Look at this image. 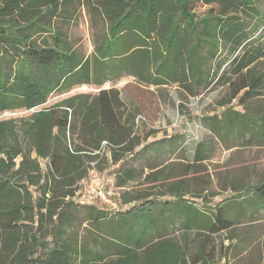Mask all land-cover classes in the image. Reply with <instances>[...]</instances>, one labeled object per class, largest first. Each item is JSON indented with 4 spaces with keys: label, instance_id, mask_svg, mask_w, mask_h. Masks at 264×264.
<instances>
[{
    "label": "trees",
    "instance_id": "trees-1",
    "mask_svg": "<svg viewBox=\"0 0 264 264\" xmlns=\"http://www.w3.org/2000/svg\"><path fill=\"white\" fill-rule=\"evenodd\" d=\"M81 10L106 25L94 58L61 29ZM116 68L145 85L177 84L184 97L225 87L217 104L237 99L246 109L264 97V0H0V114L28 111L0 119V264L218 261L214 236L233 221L221 205L208 211L186 199L197 195L185 179L165 185L164 173L150 181L156 185L126 188L151 174L139 181L135 167L120 168L116 208L74 199L92 162L100 169L151 146L143 139L155 131L137 133L138 109L117 89L46 104L54 93L101 85ZM227 109L235 113L228 126L236 118L253 123L246 137L264 145V112ZM244 190L264 201V179ZM176 224L180 236L166 232Z\"/></svg>",
    "mask_w": 264,
    "mask_h": 264
},
{
    "label": "rangeland",
    "instance_id": "rangeland-1",
    "mask_svg": "<svg viewBox=\"0 0 264 264\" xmlns=\"http://www.w3.org/2000/svg\"><path fill=\"white\" fill-rule=\"evenodd\" d=\"M77 15L61 29L78 52L94 58V43L106 25L100 20H91L84 10ZM103 77L105 81L101 85L83 84L65 94L54 93L46 104L78 93L93 97L100 89L114 88L119 90L120 97L129 108L136 106L138 109L135 117L137 133L144 135L155 131L143 139L145 145H151L149 148L142 150L137 147L131 154H125L119 163L107 165L103 161L100 169H96L107 181L110 197L116 199L122 191L114 184L115 173L120 168L135 167L142 175L139 181L147 173L151 174L145 184L130 182L126 188L156 185L158 182L150 181L161 178L164 173L165 185L185 179L191 193L197 195L191 197L188 194L184 196L186 199L208 211L221 205L226 216L233 221L231 229L214 236L217 247H221L215 264H264V201L244 190L264 179V145L247 139L253 123L242 122L241 118H236L232 126L227 122L235 114L227 107L258 116L264 112V97L250 101L246 109L237 99L223 109L217 103L227 98L225 87H218L201 97H184L177 84L145 85L119 68L103 74ZM27 112L5 111L0 114V119ZM74 140L78 142L76 134ZM157 140L163 142L155 148L157 145L153 142ZM105 155L108 157L109 152ZM88 176L89 171L86 178ZM74 199L107 207L88 197L82 184ZM162 199L170 200L171 197L166 195ZM84 226L85 223L78 225V231L81 232ZM166 232L180 236L182 231L176 224Z\"/></svg>",
    "mask_w": 264,
    "mask_h": 264
},
{
    "label": "built area",
    "instance_id": "built-area-1",
    "mask_svg": "<svg viewBox=\"0 0 264 264\" xmlns=\"http://www.w3.org/2000/svg\"><path fill=\"white\" fill-rule=\"evenodd\" d=\"M102 147L106 146V141L102 142ZM89 169V176L82 181L84 193L92 199L98 200L109 208H116L117 201L110 197L109 185L105 179H102L96 168L94 162L91 163Z\"/></svg>",
    "mask_w": 264,
    "mask_h": 264
}]
</instances>
